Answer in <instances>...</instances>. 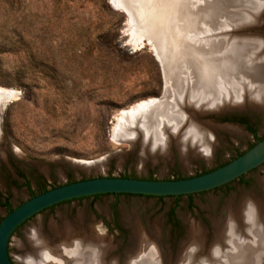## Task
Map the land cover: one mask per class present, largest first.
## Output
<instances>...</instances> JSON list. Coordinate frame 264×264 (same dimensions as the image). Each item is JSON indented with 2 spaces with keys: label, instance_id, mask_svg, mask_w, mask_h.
<instances>
[{
  "label": "rangeland",
  "instance_id": "rangeland-1",
  "mask_svg": "<svg viewBox=\"0 0 264 264\" xmlns=\"http://www.w3.org/2000/svg\"><path fill=\"white\" fill-rule=\"evenodd\" d=\"M173 1L150 0L134 7L127 0H0V90L12 95L0 108V220L42 190L78 180L101 176L154 180L198 176L226 164L264 138V105L257 104L250 91L257 81L243 71L256 63L254 55L260 48L249 47L244 52L248 61L236 63L229 81L219 82V76H215L217 87H202L206 92L201 94L193 84V76H198L193 69L199 65L191 64L201 58L197 47L187 41L185 52L173 51L171 64L182 82L181 92L188 91L182 97H186L184 101L192 96L200 103L181 106L186 114L180 110L181 125L168 117H162L159 124L162 129L213 127L210 158L193 153L187 162L183 161L174 138L166 151L152 153L161 143L153 140L158 141L156 133L162 129L156 132L144 127L132 141L113 139L122 111L149 99L165 98L166 102L174 98L170 76L158 60L151 38L143 36L141 28L160 9L166 15L172 13L164 20L160 44L169 42L171 29L180 24L181 18V1ZM198 1L204 5L212 0ZM232 1L238 4L232 6L226 0L229 10L222 16L229 19H220L221 27L229 29L230 20L228 31L234 33L236 43L244 44L252 39L248 38L251 34L263 38L264 9L258 12V23L238 25V16L250 5H244L243 0ZM190 3L193 6L196 1ZM121 8L129 11L134 27ZM175 84L178 88L181 85L178 81ZM244 95L245 101L241 98ZM170 115L176 112L171 110ZM167 129L166 133L170 131ZM206 134L209 137L210 132ZM148 136L153 140L143 141ZM96 161H102L104 167L87 170L79 166ZM263 187L264 164L226 186L191 196L101 195L61 203L19 226L10 238L9 255L14 264H20L18 258L31 250L27 234L38 228L55 254L62 253L57 249L61 242L86 235L109 244L106 260L117 258L122 263L139 238L147 236L165 264H180L187 244L198 234L211 248L214 225L225 222L228 209H238L248 197L263 203Z\"/></svg>",
  "mask_w": 264,
  "mask_h": 264
},
{
  "label": "bare ground",
  "instance_id": "bare-ground-1",
  "mask_svg": "<svg viewBox=\"0 0 264 264\" xmlns=\"http://www.w3.org/2000/svg\"><path fill=\"white\" fill-rule=\"evenodd\" d=\"M180 1H181L180 24L178 26L173 25L172 29L170 27V29L172 30V34H171L172 36L170 37L169 35V40H168L169 42L166 43L165 41L163 42V44H160L162 40L161 38L162 33L164 32V28L166 24V23L164 24V20L165 18H167L166 17L167 15H170L172 13L166 15L164 13V10L160 9V11L157 13V16H155L153 20L145 21L144 23H142V27H141L143 36L151 38L150 43L155 50L158 60L165 69V74L170 76L168 77V82L172 87V88L170 87L172 89L171 96L173 95L174 98L173 100H168L166 102L164 101L165 98H160L158 100H156L155 98L149 99L147 101L138 103L137 105L131 107L128 110L122 111L119 114V117L117 119V124L113 132V139L115 140L118 141L136 140L134 138H137V136L139 135L138 130L140 131V129H142L141 131H144V127L147 128L151 127V129H156L155 131L157 132L158 129L159 130L162 129V127H160L159 124V121H162V117H168L170 120L177 122V125H181L178 124V122L181 121V120L179 121V119H181L182 116L180 110L184 113L181 106H183L184 104L186 105L187 103H194L196 105L200 103L194 101L192 96L189 97L187 96V101H184L186 97L185 98L182 97H184V95H188V91H186L187 94L181 92L182 82L179 80L180 77L174 74L173 69L175 67H173V65L171 64L174 58L173 51L176 50L178 51L179 49H182L185 52L186 49L184 48V46L188 48L187 45H189L187 41H191L190 46L197 47V53H199V56L201 58L200 61L191 62V64L199 65V67L195 65L194 67L195 69H193V71H197L198 74V76H193L195 77V81L193 82V84L195 83L196 85L194 90L202 91L200 92L201 94L206 92V89H203L202 87L204 88L207 87L209 89H212L213 86L217 87L214 85V82L217 81L222 82L226 79L228 80L235 72L236 63H242V62L244 63V61L247 62L248 60H245L247 56H245L244 52L247 51L249 47L260 48L258 49L259 51H257L256 55H254L257 58L256 63L249 69L246 67L243 68V71L245 72L244 73L245 75H250L251 80L257 81L255 82L256 83L255 87H253V89L254 88L255 89L250 90L251 92L253 91V94L251 93V95L253 96V99L256 101L257 104L260 103L261 105H264V37L262 36L263 38H261L259 36H253L251 34L250 36H248V38H252V39H249L244 44L234 42L233 41L234 33L228 31L230 27H232L230 20L227 22V26L229 29H225L224 27H221V22L222 21L226 22L227 21L226 19H229L226 16H222L223 14H225L224 12L227 13V11L229 10L228 9L229 5L227 6L226 0H212L211 2H207L204 5H199V3H197L199 1L195 0L196 3L193 6L191 5L190 0H180ZM230 1L232 2V6L238 4V1L233 2L232 0H228V4H230L229 3ZM243 1H245L244 5H247L249 2L248 5H250V7L243 10L241 15L238 16L239 19L236 20V23L238 25L246 24V23H258L260 21L259 15L261 14V10L263 11L264 9V0H243ZM127 2L131 6L136 7V4L138 3L148 4L150 3V0H127ZM121 10L123 12L126 11L128 13V18L131 20L132 23L133 18L129 15V11H127V9L124 8H121ZM258 12L260 14H258ZM220 19L222 21L218 22ZM132 26L134 27L133 23ZM136 32L137 31H135V34ZM135 37L136 35H134V38ZM166 37H168V35H166ZM191 58L192 57L190 55V59ZM167 69L168 72L166 71ZM215 76H219L220 80L217 77V81L215 80L213 81V78ZM247 79L248 78H246V80ZM173 81L176 82L178 81L179 84L181 83L180 87L178 88V85L175 84L176 82L173 83ZM188 85L189 82L187 81L186 90L188 89ZM228 91L230 90L228 89ZM247 92L249 93V91ZM11 96L12 95L9 91L0 90V108L4 106L6 101L10 99ZM245 96L246 95L242 96L241 98H244ZM229 102L232 103V100ZM229 102L227 103L229 104ZM225 104H221V106ZM176 108L177 111L175 110ZM171 110H174L176 112V115L171 116L170 115ZM184 115L186 116L185 113ZM188 117H190V115H188ZM0 121H1V110H0ZM169 123L171 124V121ZM172 127H169L168 129L164 128L165 130L166 129L170 130L168 131V133H166L164 129H162L163 132L158 131L159 134L158 132L156 133L157 138L159 135L158 141H155V138L154 140L151 138L153 142L156 143L161 141V143L157 144L158 145L157 149L155 148L153 149V151L151 150L152 153L154 154L162 153L163 150H165V148L167 149V146L170 144L169 143L170 140L174 138L176 139L177 146L180 151L181 158H183V161L187 162L188 159L187 157L193 153L197 155H201L203 157H207V159L210 158L212 152L210 151V149L211 150L213 149L212 146L213 137H214L213 127L209 126V128H205V127L200 128L194 125H183L182 128L178 126V128H176L177 130L175 128L171 129ZM125 129H128L130 131L129 132L127 131L125 133ZM207 131L210 132L209 137L208 134H206ZM151 135L152 133L150 134V136ZM148 137H144L143 141L150 142L151 139L150 137L149 138ZM103 164L104 163H102V161H98V162L96 161L92 163L90 162L84 163L79 166L87 170L88 169L96 170L99 169V167L103 168L104 167ZM263 203L260 201H256L254 198L248 197L247 199L241 202L242 205L240 204V207L238 206L239 207L238 209L235 210L233 208L228 209L225 222L223 223L216 222V224L214 223L215 224L214 229L216 234H214L215 236L213 238V244L211 248L209 249L206 247L204 238H202V236L199 237L198 234L196 238L192 237L193 239H191V242L187 244L183 255H181V257L179 258L180 261L179 263L180 264H264V207H263L264 205ZM196 229L194 228L193 231L195 232ZM198 232H201V230ZM56 233H58V231H56ZM67 235L68 233L66 232L65 236L67 237ZM89 237L84 235L83 238H77L74 241L71 240L70 242H68L69 240L67 241L66 239V241L61 242L60 245L56 244L58 246L57 249L60 250L62 253L55 254L53 251L54 249L52 250V248L49 247L48 240H46L43 237L39 229L33 228L27 234V241L31 250L28 253L26 252V254L23 257L20 256L18 258L19 263L20 264H165L161 259L162 257L160 258L159 254H157L155 250V245L151 244V242L149 241L150 239L148 240L147 236L146 239L144 238L140 239L141 237L139 238V240L137 239L138 241L137 243H135L136 247L133 249L132 253H130V255L123 260L122 263L117 258L111 259L109 261L106 260L105 256L110 250L109 244L103 242L102 239L101 240L99 238L97 239L95 236L94 237L96 239H94L93 236H89Z\"/></svg>",
  "mask_w": 264,
  "mask_h": 264
},
{
  "label": "water",
  "instance_id": "water-1",
  "mask_svg": "<svg viewBox=\"0 0 264 264\" xmlns=\"http://www.w3.org/2000/svg\"><path fill=\"white\" fill-rule=\"evenodd\" d=\"M264 164V138L226 164L198 176L175 180L96 177L37 193L0 220V264H14L9 241L15 230L41 211L62 202L103 194L178 197L213 190L241 178Z\"/></svg>",
  "mask_w": 264,
  "mask_h": 264
},
{
  "label": "flooded vegetation",
  "instance_id": "flooded-vegetation-1",
  "mask_svg": "<svg viewBox=\"0 0 264 264\" xmlns=\"http://www.w3.org/2000/svg\"><path fill=\"white\" fill-rule=\"evenodd\" d=\"M242 178V177H241ZM240 179V178H239ZM229 184V183H228ZM228 184H226V185H228ZM226 185H224V186H226ZM221 187H223V186H221ZM221 187H218V188H221ZM218 188H215V189H218ZM214 190V189H213ZM211 191V190H210ZM207 192V191H206ZM201 193H204V192H201ZM103 195H115V196H118V195H123V194H103ZM99 196H101V195H99ZM186 196H191V195H186ZM147 197H149V196H147ZM178 197H180V196H178ZM83 198H94V197H92V196H90V197H83ZM83 198H79V199H74V200H80V199H83ZM96 198V197H95ZM164 198V197H163ZM176 198V197H175ZM74 200H70V201H67V202H71V201H74ZM62 203H65V202H62ZM61 204V203H60ZM57 205H59V204H57ZM54 206H56V205H54ZM54 206H52V207H54ZM51 208V207H50ZM47 209H49V208H47ZM46 210V209H45ZM44 211V210H43Z\"/></svg>",
  "mask_w": 264,
  "mask_h": 264
},
{
  "label": "trees",
  "instance_id": "trees-1",
  "mask_svg": "<svg viewBox=\"0 0 264 264\" xmlns=\"http://www.w3.org/2000/svg\"><path fill=\"white\" fill-rule=\"evenodd\" d=\"M248 130L250 131V132H252V133H254V131L251 129V128H249L248 127ZM258 141V140H257ZM44 190H42L41 192H43ZM99 195H94V196H92V197H98ZM159 198H163V197H159ZM67 202V201H66ZM50 208V207H49ZM52 208V207H51ZM10 211V210H9ZM8 252H9V250H8Z\"/></svg>",
  "mask_w": 264,
  "mask_h": 264
}]
</instances>
